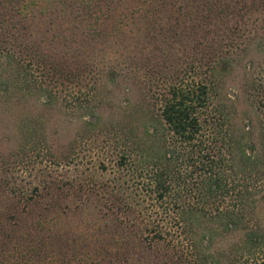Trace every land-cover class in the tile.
Here are the masks:
<instances>
[{"label":"trees","instance_id":"trees-1","mask_svg":"<svg viewBox=\"0 0 264 264\" xmlns=\"http://www.w3.org/2000/svg\"><path fill=\"white\" fill-rule=\"evenodd\" d=\"M261 10L264 0H0L8 86L70 95L81 119L70 151L84 140L89 153L69 173L58 153L29 189L0 187V264H246L264 253V132L222 88L231 43L213 42ZM54 20L68 33L39 35ZM110 54L123 59H101ZM104 78L139 82V94L120 104ZM12 177L0 173V186ZM74 214L80 241L56 229Z\"/></svg>","mask_w":264,"mask_h":264},{"label":"rangeland","instance_id":"rangeland-1","mask_svg":"<svg viewBox=\"0 0 264 264\" xmlns=\"http://www.w3.org/2000/svg\"><path fill=\"white\" fill-rule=\"evenodd\" d=\"M45 26L49 29V34L55 32L58 37L66 35L70 29L69 24L54 20L50 25L41 24L37 29L39 35H42ZM228 26H230L228 32L219 31L225 34L216 32L217 35H214L216 41L213 40L216 44L227 40L231 43L228 48L224 47L220 50L231 56L227 58L230 61L223 73L222 88L229 92V96L236 103V109L249 128L253 131L260 128L259 130L262 129L264 132V10L243 15L236 23L231 20ZM79 48L83 52L88 51L85 45ZM150 48L152 53L149 52ZM175 48L172 60L179 64L185 60L183 58L185 48L181 44H176ZM139 49L140 45L137 43L136 62L138 73L141 74L143 71L141 64L145 58H141ZM154 49L156 46L151 43L148 47L149 63L157 59L154 58ZM111 55L116 56V54ZM101 59L122 61L123 58ZM216 59L225 61V58ZM26 66L31 68L30 78H37L35 65L26 60ZM7 75V69L0 64V173L1 175L13 173L14 178L8 179L9 183H2L0 187L14 186L29 189L46 170L56 168L58 153L67 156L68 161L58 165L61 166L62 172L69 173L73 170L72 165L76 157L88 156V147L86 141L81 140L78 143L79 147H75L76 153L70 151V142L81 121L80 115L74 113L71 108L73 105L70 95H58L48 100L34 89L17 90L14 86H8ZM138 83L127 90L125 81L112 83L105 78L99 81L100 90L118 99L114 101L120 104L125 98L137 97ZM0 203L5 201L0 199ZM68 216L69 223L62 221L58 223L56 229L59 233L64 232L66 228L70 229L71 234L80 241V234H85L83 219H79L78 214ZM263 256L264 253L253 255L251 260L245 263L257 264V260Z\"/></svg>","mask_w":264,"mask_h":264}]
</instances>
